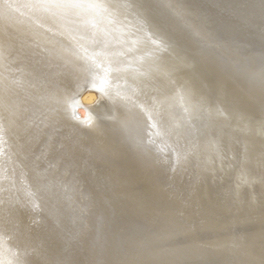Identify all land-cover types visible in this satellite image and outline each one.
Wrapping results in <instances>:
<instances>
[{"label":"bare ground","instance_id":"6f19581e","mask_svg":"<svg viewBox=\"0 0 264 264\" xmlns=\"http://www.w3.org/2000/svg\"><path fill=\"white\" fill-rule=\"evenodd\" d=\"M103 2L0 0V264H264V0ZM101 52L148 77L100 91ZM134 138L235 159L172 172Z\"/></svg>","mask_w":264,"mask_h":264},{"label":"snow or ice","instance_id":"6c2138e0","mask_svg":"<svg viewBox=\"0 0 264 264\" xmlns=\"http://www.w3.org/2000/svg\"><path fill=\"white\" fill-rule=\"evenodd\" d=\"M40 6L46 9L51 8H77L82 9L85 12L89 13H109L108 5L103 2V0H39ZM121 7H130L127 3V0L121 4ZM111 14V13H109ZM177 15H182L181 12L177 11ZM104 47H107L108 39L107 35L103 40ZM87 51V50H85ZM111 53L101 52L93 53L88 56V60L91 61L92 65L95 68L103 72V76L99 78V87L100 91H104L105 85H108V76L113 71L123 72L132 70L137 72L139 76L148 77V73H139L138 69H134L132 65H127L124 67H113ZM98 56L102 59H98ZM142 60V58H141ZM107 65V66H105ZM142 66V64H141ZM95 86V85H94ZM181 87H184L183 85ZM119 95V93H117ZM183 99V96H181ZM159 103H163L160 101ZM188 111V109H185ZM122 126L127 127V125L122 121ZM262 135H264V129H262ZM134 143L136 147L143 152L144 154L151 155L152 158L156 159V162H163L168 165L172 172L177 170H184L188 167H192L194 170L203 173V172H214L217 170V162H219V168L223 169L224 163L228 159H235V156L228 157L225 154V147L222 145L220 138L208 139L206 144L203 146V149L198 143H193L189 147L179 148L174 145H165L164 148H156L155 152L153 151L154 141L149 138L147 142L134 138ZM243 151H247V146L245 145ZM163 152L164 159L163 161L159 160L158 154ZM231 167V165H229Z\"/></svg>","mask_w":264,"mask_h":264},{"label":"water","instance_id":"95a60500","mask_svg":"<svg viewBox=\"0 0 264 264\" xmlns=\"http://www.w3.org/2000/svg\"><path fill=\"white\" fill-rule=\"evenodd\" d=\"M77 110L79 111V113L85 112V108L83 106L78 107Z\"/></svg>","mask_w":264,"mask_h":264}]
</instances>
